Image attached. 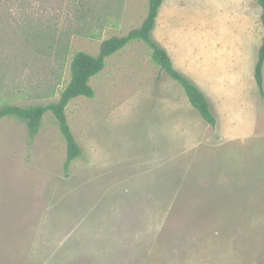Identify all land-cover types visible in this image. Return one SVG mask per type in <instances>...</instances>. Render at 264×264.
Instances as JSON below:
<instances>
[{"label":"rangeland","instance_id":"rangeland-1","mask_svg":"<svg viewBox=\"0 0 264 264\" xmlns=\"http://www.w3.org/2000/svg\"><path fill=\"white\" fill-rule=\"evenodd\" d=\"M149 1L0 0V106L58 102L72 58L140 28ZM262 12L258 0L160 8L152 39L199 78L215 128L142 41L67 107L82 151L68 171L52 112L35 136L0 120V264H264Z\"/></svg>","mask_w":264,"mask_h":264},{"label":"trees","instance_id":"trees-1","mask_svg":"<svg viewBox=\"0 0 264 264\" xmlns=\"http://www.w3.org/2000/svg\"><path fill=\"white\" fill-rule=\"evenodd\" d=\"M163 2L164 0H150L148 14L141 27L130 31L127 36L112 37L105 40L101 44L100 52L97 56H91L85 52H78L72 58L70 83L61 92L58 102L50 103L45 106L25 107L3 104L0 106V120L14 118L22 121L27 125L31 135L35 136L41 128L44 115L48 112H52L67 144V157L64 167L65 170L68 171L73 161L81 156L82 151L68 124L66 117L67 107L71 101L79 97L94 98L95 90L90 82L105 69L106 59L125 49L130 43L142 41L151 49L153 63L180 85L190 105L207 124L215 128L217 124L216 117L206 96L196 84L175 69L166 50L152 39V31L155 28L156 19ZM258 3L263 11L261 21L264 31V0H258ZM263 68L264 36L255 68V78L262 96H264Z\"/></svg>","mask_w":264,"mask_h":264},{"label":"crops","instance_id":"crops-1","mask_svg":"<svg viewBox=\"0 0 264 264\" xmlns=\"http://www.w3.org/2000/svg\"><path fill=\"white\" fill-rule=\"evenodd\" d=\"M263 27V26H262ZM262 42H263V36H264V31L262 30ZM261 46H262V43H261ZM261 46H260V48H261ZM260 48H259V50H260ZM259 50H258V56H259ZM230 51H232L231 49H230ZM232 52H234V50L232 51ZM231 52V53H232ZM215 58H217V60H219V58L218 57H215ZM258 59V58H257ZM182 60H181V58L180 57H176L174 60H173V64H175V66H176V62H181ZM258 61V60H257ZM229 62L231 63V65L233 66L234 65V62H236V69L237 68H239L240 66H241V64L244 62V61H242V60H240L239 59V57H238V49H237V51H236V53H233V56H230L229 57ZM215 64V63H214ZM256 64H257V62H256ZM256 64H255V67H254V79H255V68H256ZM184 75H186V77L187 78H189L192 82L194 81L198 86H199V83H200V81H199V78H197L195 75H194V73H192L191 72V69L189 68V70H187L186 71V73L184 74ZM239 75V74H238ZM239 77H240V75H239ZM256 82V81H255ZM239 86H240V81L237 79L236 81H235V84L232 86V90L236 93L237 91H238V89H239ZM257 86V85H256ZM207 89V92H208V95H209V98H211V99H215V96H214V93L215 92H217V88H216V86H214V87H207L206 88ZM180 90H181V88H180ZM181 92H182V90H181ZM184 96H185V94H184ZM186 98V97H185ZM186 100H187V98H186ZM188 101V100H187Z\"/></svg>","mask_w":264,"mask_h":264}]
</instances>
